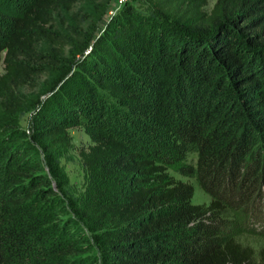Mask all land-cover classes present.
Returning a JSON list of instances; mask_svg holds the SVG:
<instances>
[{"label":"trees","instance_id":"16d2710c","mask_svg":"<svg viewBox=\"0 0 264 264\" xmlns=\"http://www.w3.org/2000/svg\"><path fill=\"white\" fill-rule=\"evenodd\" d=\"M108 1L0 0V264H264L231 228L264 204V0Z\"/></svg>","mask_w":264,"mask_h":264},{"label":"rangeland","instance_id":"374dc122","mask_svg":"<svg viewBox=\"0 0 264 264\" xmlns=\"http://www.w3.org/2000/svg\"><path fill=\"white\" fill-rule=\"evenodd\" d=\"M214 0H207L206 9L210 8ZM130 3L135 7L140 8L141 0H109L106 11L104 13V18L108 19L113 15L123 4ZM79 3H76L71 11H75L79 7ZM70 10L66 12L64 17L68 16L71 12ZM59 19L55 20V23H59ZM2 72V64L0 63V73ZM45 76H41L38 80V85L33 86V88L22 87L19 89L23 94H25L30 99L39 93L40 84ZM110 97H106V101L110 103L112 101ZM30 115V111H24L20 116L19 125L21 128H25V123ZM67 135L69 137V146L67 148L58 149L59 157V167L61 174L63 176V181L65 182V189L73 194H78L82 192L86 175L83 167L80 163L78 156V150L84 148L91 143V140L86 133V130L82 127H74L67 129ZM1 134V132H0ZM194 155L190 154L187 158V162H194ZM175 179L181 180L190 184L193 188V194L191 198L192 204L197 205H207L210 202V196L199 188L196 182L191 178H182L178 175H174ZM80 231L84 234L85 238L88 240V244H91L90 234L79 224ZM232 235L239 239L242 243L249 245L254 248V250L263 249L264 250V204L259 203L255 207V212L252 213L251 217L244 219L243 221H233L231 224Z\"/></svg>","mask_w":264,"mask_h":264}]
</instances>
